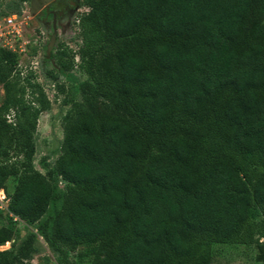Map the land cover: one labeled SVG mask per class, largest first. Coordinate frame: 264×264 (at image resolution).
Segmentation results:
<instances>
[{
	"label": "trees",
	"instance_id": "trees-1",
	"mask_svg": "<svg viewBox=\"0 0 264 264\" xmlns=\"http://www.w3.org/2000/svg\"><path fill=\"white\" fill-rule=\"evenodd\" d=\"M82 5L83 100L64 116L52 170L65 184L62 205L39 226L61 264H69L65 249L81 244H95L89 264H211L215 245L257 244L256 216L264 221V0ZM53 58L62 72L74 66L69 50ZM0 84L6 216L35 222L55 195L32 162L41 109L26 98L33 87L16 53L4 48ZM34 239L0 251V264L28 257ZM9 240L0 228V246Z\"/></svg>",
	"mask_w": 264,
	"mask_h": 264
},
{
	"label": "rangeland",
	"instance_id": "rangeland-1",
	"mask_svg": "<svg viewBox=\"0 0 264 264\" xmlns=\"http://www.w3.org/2000/svg\"><path fill=\"white\" fill-rule=\"evenodd\" d=\"M59 1V0H55ZM64 8L63 23L56 26L57 34L53 45L49 47L53 36L52 19L44 10L31 12V0H0V48L12 50L17 55L18 70L22 77L28 78L32 89L27 90V99L41 109L36 131L33 135V167L45 176L55 188V195L46 213L35 222H11L6 216V192L0 189V228L10 233V240L0 246V251L17 250L30 235L35 236L33 252L20 259L17 264H61V254L39 233L41 226L62 205L64 182L52 173L54 163L61 154L63 139V119L74 102L82 103L79 86L86 75L79 69L78 49L82 40L78 28V19L88 12L82 0H62ZM12 20V22H8ZM264 23V21H263ZM66 49L74 55V66L68 72H62L53 58L57 50ZM4 92L0 84V104ZM45 100V106L39 101ZM99 110L104 107L99 106ZM13 121L12 115L7 116ZM15 184L9 178L6 191L11 192ZM5 198V199H4ZM258 222V243L250 246L215 245L211 264H264V221L260 215ZM95 244H81L74 250H66L69 264H89Z\"/></svg>",
	"mask_w": 264,
	"mask_h": 264
},
{
	"label": "flooded vegetation",
	"instance_id": "flooded-vegetation-1",
	"mask_svg": "<svg viewBox=\"0 0 264 264\" xmlns=\"http://www.w3.org/2000/svg\"><path fill=\"white\" fill-rule=\"evenodd\" d=\"M40 5H41L40 10H44L46 15L48 17H51V19H52V30H53V32L56 31V34H57L56 26L57 25L60 26L63 23V14H62L63 11H61V9L64 8V6H63L62 0H59V1L46 0L45 5L42 6L41 3H40Z\"/></svg>",
	"mask_w": 264,
	"mask_h": 264
},
{
	"label": "water",
	"instance_id": "water-1",
	"mask_svg": "<svg viewBox=\"0 0 264 264\" xmlns=\"http://www.w3.org/2000/svg\"><path fill=\"white\" fill-rule=\"evenodd\" d=\"M40 3L43 6V5H45L46 0H31V3H30L31 12L34 13V12L39 11L41 8ZM55 34H56V31H54L53 36L51 37V42L49 44V47H51L53 45V42L55 40Z\"/></svg>",
	"mask_w": 264,
	"mask_h": 264
},
{
	"label": "built area",
	"instance_id": "built-area-1",
	"mask_svg": "<svg viewBox=\"0 0 264 264\" xmlns=\"http://www.w3.org/2000/svg\"><path fill=\"white\" fill-rule=\"evenodd\" d=\"M8 22H12V20H9ZM5 199V198H4Z\"/></svg>",
	"mask_w": 264,
	"mask_h": 264
}]
</instances>
